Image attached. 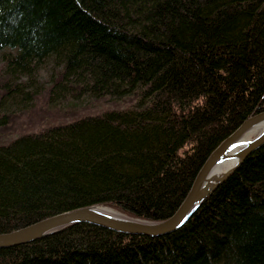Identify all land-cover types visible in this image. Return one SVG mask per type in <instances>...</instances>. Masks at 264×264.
Returning <instances> with one entry per match:
<instances>
[{
  "label": "trees",
  "instance_id": "obj_1",
  "mask_svg": "<svg viewBox=\"0 0 264 264\" xmlns=\"http://www.w3.org/2000/svg\"><path fill=\"white\" fill-rule=\"evenodd\" d=\"M1 56L0 233L91 205L160 221L264 111V0H0ZM0 264H264V144L169 234L76 223Z\"/></svg>",
  "mask_w": 264,
  "mask_h": 264
},
{
  "label": "water",
  "instance_id": "obj_2",
  "mask_svg": "<svg viewBox=\"0 0 264 264\" xmlns=\"http://www.w3.org/2000/svg\"><path fill=\"white\" fill-rule=\"evenodd\" d=\"M262 122H264V111L250 115L230 136L214 149L195 177L192 188L184 201L174 214L167 219L147 221L130 217L121 212L119 213L123 216L111 214L105 210L108 207L100 205L84 206L53 215L9 233H0V248L28 243L55 233L70 225L83 222L132 235L162 236L169 234L183 226L203 203L205 198L220 183L227 179L249 154L264 144L263 131L253 140L246 142L238 152L234 154L231 152L236 146L241 144V139L248 130ZM231 157H237V162L233 167L221 176L211 174L216 164Z\"/></svg>",
  "mask_w": 264,
  "mask_h": 264
},
{
  "label": "bare ground",
  "instance_id": "obj_3",
  "mask_svg": "<svg viewBox=\"0 0 264 264\" xmlns=\"http://www.w3.org/2000/svg\"><path fill=\"white\" fill-rule=\"evenodd\" d=\"M263 132L264 131V122L252 127L250 130L247 131V133L244 135V137H242V142L240 145L236 146L231 152L232 154L238 152L245 144L246 142H248L250 139L249 137L257 132ZM237 162V157H231V158H227L225 160L220 161L218 164H216L214 166V168L211 171L212 175H217V176H221L223 173H225L227 170H229L231 167H233ZM192 188V186H191ZM190 188V190H191ZM189 190V191H190ZM189 193V192H188ZM107 207V206H104ZM200 207V206H199ZM198 207V208H199ZM113 208H105V210H107L108 212H110L111 214H116L117 216H123L122 214H120L119 212H116L115 210H112ZM196 212V211H195ZM14 231V230H13ZM12 232V231H11ZM9 233V232H7Z\"/></svg>",
  "mask_w": 264,
  "mask_h": 264
},
{
  "label": "rangeland",
  "instance_id": "obj_4",
  "mask_svg": "<svg viewBox=\"0 0 264 264\" xmlns=\"http://www.w3.org/2000/svg\"><path fill=\"white\" fill-rule=\"evenodd\" d=\"M3 58L2 56L0 57V65H2L3 63ZM45 66H43V69H39L36 70L35 72H33L32 76H28L26 74H20L18 75L15 79L19 82H26L29 83V85L31 86V88H40L42 87L44 84H47L51 74L54 72V66L50 63V62H45L44 63ZM259 134H261V132H257L253 135H251L249 137L250 140H253L254 138H256ZM15 135L12 134H7V137H13ZM6 136H3V138H5Z\"/></svg>",
  "mask_w": 264,
  "mask_h": 264
}]
</instances>
